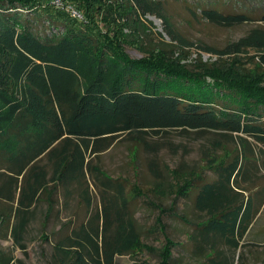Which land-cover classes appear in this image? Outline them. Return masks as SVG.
<instances>
[{
  "label": "trees",
  "instance_id": "1",
  "mask_svg": "<svg viewBox=\"0 0 264 264\" xmlns=\"http://www.w3.org/2000/svg\"><path fill=\"white\" fill-rule=\"evenodd\" d=\"M53 1L0 0V75L23 85L19 97L0 89V225L24 250L23 237L39 214L47 264H116L117 257L130 256L140 233L126 182L110 177L99 157L121 138L152 156L159 150L156 142L172 132L207 135L216 139L215 148L222 139L242 151L207 155L212 174H189L186 190H176L169 212L185 240L168 237L162 225L158 264H188L182 262L188 257L193 264H246L239 250L264 202V187L251 193L264 176V80L236 89L221 79L219 69L187 68L157 55L132 60L111 37L114 54H101L98 41L95 52L99 61L113 63L116 73L84 84L78 69L85 30ZM130 2L142 16L162 19L166 35L178 41L159 1ZM200 12L226 27L250 20L217 7ZM109 39L105 34L103 40ZM250 50L252 64L264 75V25L222 51L205 49L234 57ZM149 162L150 172L161 179L156 159ZM133 191L140 196L137 187ZM179 199L189 204L188 213L178 210ZM157 206L159 227L166 208ZM174 250L185 255L174 257ZM0 264L14 263L0 253Z\"/></svg>",
  "mask_w": 264,
  "mask_h": 264
},
{
  "label": "rangeland",
  "instance_id": "2",
  "mask_svg": "<svg viewBox=\"0 0 264 264\" xmlns=\"http://www.w3.org/2000/svg\"><path fill=\"white\" fill-rule=\"evenodd\" d=\"M157 1L160 2L162 14L178 41L173 42L166 35L162 19L151 14L142 16L137 13L130 0L53 1L55 8L68 13L75 20L77 27L81 26L85 30L83 58L78 69L84 84L99 75L110 78L116 73V66L107 61H99L100 55L95 52V43L98 41L101 54L103 51L114 54L112 39L122 45L124 52L132 60L138 61L149 55H157L187 68L219 69L221 79H227L226 82L234 84L236 89L263 84L260 81L264 80V75L252 64L254 51L250 50L234 57L213 54L205 49L222 51L226 45L242 38L252 27L264 25L260 20V16L264 14V5L255 0ZM202 7H217L228 13H244L250 20L233 27L217 25L202 17ZM59 33L61 30L57 31V34ZM105 34L110 36L107 42L103 40ZM102 43L103 45H100ZM0 76V89H6L12 96L19 97L23 89L22 83L6 81L3 75ZM215 140L207 135L182 136L172 132L167 139L156 142L159 150L151 156V153L143 151L140 146L121 138L99 157L98 162L110 177L126 182L130 211L140 233V242L130 256L117 257L116 264H158L159 252L164 244L163 230L159 229L162 225L165 226L164 232L168 237L185 240L182 229L178 230L177 223L169 212L176 190H186L189 186V174L194 177L212 174L207 167V155L218 154L219 158H223L228 156L229 152L242 151L234 142L222 139L217 140L221 143V148H215ZM153 158L162 171L161 179L150 172L149 161ZM134 186L140 191V196H135ZM262 187L263 175L256 180L252 191H258ZM93 196L94 205L99 206V197L95 192ZM177 204L180 212H189V204H184L182 199H179ZM157 205L166 208L159 227L156 226V218L160 213ZM40 217L38 214L37 219L27 228L23 237L24 250L13 242L8 229L0 225V253L11 257L14 264L19 260L24 264H47L45 258L49 248L43 241ZM245 242V248L239 252L243 253L246 264H264V208ZM178 252L174 250V257L185 255ZM183 261L193 264L189 257Z\"/></svg>",
  "mask_w": 264,
  "mask_h": 264
},
{
  "label": "crops",
  "instance_id": "3",
  "mask_svg": "<svg viewBox=\"0 0 264 264\" xmlns=\"http://www.w3.org/2000/svg\"><path fill=\"white\" fill-rule=\"evenodd\" d=\"M263 173H264V172H263ZM260 189H261V188H260ZM260 189H259V190H260ZM259 190H258V191H259ZM253 192H255V191H251V193H253ZM246 193H248V192H244V197H245V198H247V197L250 196V194L246 196V195H245ZM263 208H264V202H263L262 206L259 208V211L257 212L256 216L254 217V220H253V222H252V224H251V226H250V228H249L248 234L250 233L251 229L254 227L255 221H256V219L259 217V215L261 214V212L263 211ZM56 229H58V227H57ZM248 234H247V237H248ZM45 260H46V263H47V262H48V255H47V254H46V258H45Z\"/></svg>",
  "mask_w": 264,
  "mask_h": 264
}]
</instances>
